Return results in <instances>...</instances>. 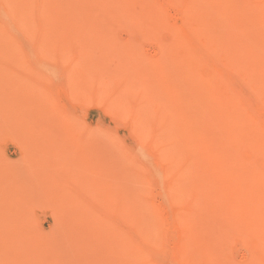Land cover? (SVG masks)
<instances>
[{
	"label": "bare ground",
	"instance_id": "1",
	"mask_svg": "<svg viewBox=\"0 0 264 264\" xmlns=\"http://www.w3.org/2000/svg\"><path fill=\"white\" fill-rule=\"evenodd\" d=\"M80 3L40 0L41 15L62 21L92 16L80 11ZM220 3L183 0L187 23L178 29L158 23L150 0H116L119 15L139 19L148 33L169 32L168 38L159 36L164 68L159 86L170 106L158 113L166 121L165 134L146 146L171 207L167 227L156 205L147 201L146 175L131 174L117 162L109 174L115 185L103 190L101 208L122 220L111 221L87 242L94 251L113 247L118 253L113 259L90 258L84 246L66 243L61 223L35 236L31 220L20 212L11 230H0V241L16 242L0 250V264H34L27 240L41 257L38 264H264V0ZM1 11L6 14L4 4ZM138 68L154 77L158 64L141 62ZM102 104L94 100L91 105ZM130 183L139 188L126 187ZM72 230L75 225L67 232ZM76 248L79 252L70 255Z\"/></svg>",
	"mask_w": 264,
	"mask_h": 264
},
{
	"label": "rangeland",
	"instance_id": "2",
	"mask_svg": "<svg viewBox=\"0 0 264 264\" xmlns=\"http://www.w3.org/2000/svg\"><path fill=\"white\" fill-rule=\"evenodd\" d=\"M71 1H81L80 11L93 15L54 20L41 15L40 0H0V230H11L22 212L35 236L61 223L66 243L84 246L90 258L113 259L118 254L113 247L94 251L87 244L91 234L100 236L111 221L122 220L101 208L103 190L115 185L109 183L112 164L146 175L147 201L159 209L165 227L169 222L162 175L146 147L152 137L165 134L166 121L158 113L170 106L159 86L164 71L159 36L168 38L169 32L148 33L139 19L119 15L116 0ZM150 3L161 26L186 25L183 0ZM153 61L158 64L154 77L139 71L141 62ZM94 100L103 104L91 105ZM70 225L76 230L67 232ZM8 241L16 246L5 238L0 250L12 248ZM30 242L28 257L42 263Z\"/></svg>",
	"mask_w": 264,
	"mask_h": 264
}]
</instances>
